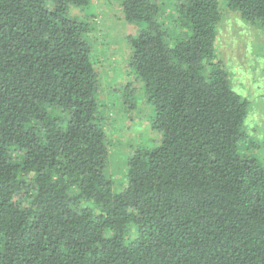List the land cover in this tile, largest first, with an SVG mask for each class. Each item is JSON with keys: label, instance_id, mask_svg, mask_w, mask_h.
<instances>
[{"label": "trees", "instance_id": "16d2710c", "mask_svg": "<svg viewBox=\"0 0 264 264\" xmlns=\"http://www.w3.org/2000/svg\"><path fill=\"white\" fill-rule=\"evenodd\" d=\"M92 2L0 0V264H264V162L216 50L220 0H121L138 33L116 90L143 87L156 138L119 189ZM225 4L264 23V0Z\"/></svg>", "mask_w": 264, "mask_h": 264}, {"label": "rangeland", "instance_id": "374dc122", "mask_svg": "<svg viewBox=\"0 0 264 264\" xmlns=\"http://www.w3.org/2000/svg\"><path fill=\"white\" fill-rule=\"evenodd\" d=\"M220 9L223 19L216 50L233 88L249 100L245 129L255 143L253 154L264 162V23L244 20L225 0H220ZM76 14L82 13L76 10ZM89 14L93 26L89 39L99 58L102 125L109 137L107 170L119 189L126 177L124 161L129 147H144L156 138L151 131L153 108L144 98L141 85L137 92L132 89L119 94L116 90L132 81L129 37L138 33L137 25L124 18L121 0H93Z\"/></svg>", "mask_w": 264, "mask_h": 264}]
</instances>
